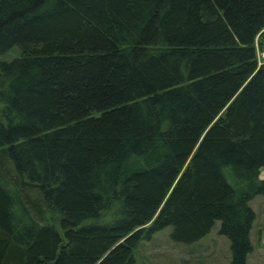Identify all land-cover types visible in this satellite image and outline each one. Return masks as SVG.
<instances>
[{
  "label": "trees",
  "instance_id": "obj_1",
  "mask_svg": "<svg viewBox=\"0 0 264 264\" xmlns=\"http://www.w3.org/2000/svg\"><path fill=\"white\" fill-rule=\"evenodd\" d=\"M263 29L264 0H0V264H136L216 221L246 264Z\"/></svg>",
  "mask_w": 264,
  "mask_h": 264
},
{
  "label": "rangeland",
  "instance_id": "obj_2",
  "mask_svg": "<svg viewBox=\"0 0 264 264\" xmlns=\"http://www.w3.org/2000/svg\"><path fill=\"white\" fill-rule=\"evenodd\" d=\"M261 40L264 42V29L255 40L258 65H263L260 53L264 46L259 49ZM19 54L18 47L14 46L1 55L0 60L10 61ZM260 178H264V167ZM250 206L256 216L250 231L251 250L246 264H264V196L253 198ZM218 229L219 221H216L207 235L196 242L184 244L171 239L172 227L167 226L155 232L150 239L139 242L134 252L136 264H230L229 241L219 234Z\"/></svg>",
  "mask_w": 264,
  "mask_h": 264
},
{
  "label": "built area",
  "instance_id": "obj_3",
  "mask_svg": "<svg viewBox=\"0 0 264 264\" xmlns=\"http://www.w3.org/2000/svg\"><path fill=\"white\" fill-rule=\"evenodd\" d=\"M260 57L262 59V63L264 64V49L262 50V52L260 53ZM261 62V61H260ZM261 64V63H260Z\"/></svg>",
  "mask_w": 264,
  "mask_h": 264
}]
</instances>
